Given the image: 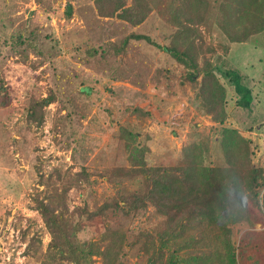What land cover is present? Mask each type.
<instances>
[{
  "label": "rangeland",
  "instance_id": "rangeland-1",
  "mask_svg": "<svg viewBox=\"0 0 264 264\" xmlns=\"http://www.w3.org/2000/svg\"><path fill=\"white\" fill-rule=\"evenodd\" d=\"M149 1L148 17L132 25L100 15L94 0H0V264H74L49 246L52 235L37 208L41 199L57 203L62 192L67 217L80 223L77 241L104 248L106 233L123 235L117 254L89 255L83 264H149L160 253L156 264H171V255L177 264H260L252 241L264 238V187L259 204L247 193L245 200L249 194L252 199L238 205L235 195L233 209L245 218L238 223L220 210L169 223L160 211L162 199L139 211L113 204L88 216L125 193L156 191L145 173H132L124 147L129 140L119 138L123 128L137 133L135 144L145 146L148 166H171L173 173L191 163L186 145L199 143L205 164L219 148L221 123L187 80V68L162 48L186 21L174 17L178 0ZM219 3L210 0L207 18L198 25V61L210 59L227 82L224 72L237 70L252 89V104L245 108L237 103L234 85H225L223 125L250 140L253 165L264 176V44L249 41L256 34L232 42L216 20ZM133 32L149 35L155 44L130 38L116 53ZM48 96L44 121L36 124L28 117L31 97ZM242 159L236 162L244 190L250 167L241 166ZM196 185L186 192V208L197 201ZM224 224L232 229L231 250L221 241Z\"/></svg>",
  "mask_w": 264,
  "mask_h": 264
},
{
  "label": "trees",
  "instance_id": "trees-1",
  "mask_svg": "<svg viewBox=\"0 0 264 264\" xmlns=\"http://www.w3.org/2000/svg\"><path fill=\"white\" fill-rule=\"evenodd\" d=\"M94 5L100 15L117 16L132 25L142 23L152 10L149 0H94ZM209 7L210 0H178V4L173 10L174 17L178 20L182 17L186 21H182L181 27L172 33L169 44L162 48L187 68V80L191 81L193 86L198 87V95L203 105L221 123L217 129L219 148L214 153L212 152V162L205 164L206 158L202 146L199 143H190L184 147V152L191 163L174 168L181 171V173L168 171L171 166H148L145 146L139 147L135 144L137 133L129 128H123L119 138L129 140L124 147L129 152L128 160L132 165V173H145V177L153 183L156 191L152 195L138 192L125 193L120 199V202L125 206H122L119 201L106 202L98 210L89 211V217L103 214L113 204L116 205L115 207L121 206L123 209L139 211L146 208L150 201H154L158 205V201L162 199L165 204L160 211L167 214L169 223L175 222V220L177 222L180 220L185 221L190 218L201 220L205 214H216L217 210L225 211L226 216L231 218L230 221L238 223L245 218L239 217L233 209L232 200H234L235 195L239 196L238 205L249 198H254V200L256 198V202L260 203L259 194L261 188L264 187V176L253 165L250 140L237 128L223 125L228 103L225 85L228 82L234 85V90L239 96L237 103L245 108H249L252 104V89L243 82L242 76L237 70L232 69L224 72L229 79L227 82L213 68L210 59L204 58L202 65L198 61L195 43L196 38L200 36L198 25L204 23ZM219 9L220 12L216 20L232 42L248 41L249 37L256 34L257 37H252L249 41L264 44V0H220ZM67 12L68 17H71V6L68 7ZM130 38L144 39L155 44V41L149 35L133 32L124 39L120 47L115 48V52L119 53L124 50ZM201 75L202 77L199 79ZM0 81H4L1 76ZM51 101L52 98L49 96L41 99L31 97L28 109L30 120L34 119L36 124H41L45 116L44 108ZM239 157L243 158L241 166L250 167L245 176L246 185L244 190L239 185L241 175L238 170L239 165L236 162V158ZM245 163L247 165H244ZM82 174L87 176L84 173ZM193 182L197 184V193H194V198L195 200L197 198V201L186 208L183 200L186 198V192L192 187ZM247 193H250L253 197H249V194L245 200L244 195ZM64 195V192L57 194V203H55L56 200L53 201L52 199H49V201L38 200L37 208L52 235L49 246L55 248L66 260L74 264H83L87 261L89 255L92 257L93 254H105V251L117 254L123 238V235L117 231L106 233L102 243L105 245L104 248L102 247L103 249L100 245L91 242L77 241L80 223L72 224L67 217L68 209L63 204ZM200 199L203 200L204 206L199 203ZM60 205L63 208H60ZM186 225H183L184 229ZM223 228L221 241L231 250L232 245L229 236L232 229L226 224ZM255 233L258 234V232ZM170 234L171 231L163 240V246L168 245L166 240L169 239ZM260 239L261 241H259ZM252 246L258 249L260 264H264V238L254 239ZM162 255L163 253L156 255V257L151 256L149 264H156L154 258L158 259ZM234 257L235 255L233 259ZM192 259L197 261L196 257H192ZM170 263L177 264L175 255H171Z\"/></svg>",
  "mask_w": 264,
  "mask_h": 264
}]
</instances>
